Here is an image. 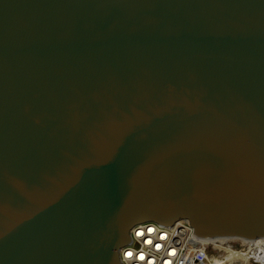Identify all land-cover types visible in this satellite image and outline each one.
Here are the masks:
<instances>
[{"label":"water","instance_id":"1","mask_svg":"<svg viewBox=\"0 0 264 264\" xmlns=\"http://www.w3.org/2000/svg\"><path fill=\"white\" fill-rule=\"evenodd\" d=\"M181 219L264 237V0H0V264Z\"/></svg>","mask_w":264,"mask_h":264},{"label":"built area","instance_id":"2","mask_svg":"<svg viewBox=\"0 0 264 264\" xmlns=\"http://www.w3.org/2000/svg\"><path fill=\"white\" fill-rule=\"evenodd\" d=\"M230 243L235 240H229ZM228 244L207 241L194 235L188 220L169 226L143 222L131 230V242L120 251L122 264H212L213 252Z\"/></svg>","mask_w":264,"mask_h":264},{"label":"bare ground","instance_id":"3","mask_svg":"<svg viewBox=\"0 0 264 264\" xmlns=\"http://www.w3.org/2000/svg\"><path fill=\"white\" fill-rule=\"evenodd\" d=\"M207 241H217V240H209L207 239ZM220 242L224 243H228L227 247H223V250L226 252L224 253L223 256H213L211 257V263L212 264H245V262L249 259L248 257V253L247 250L244 248V246H242L240 249H238L239 253L236 252L235 249L232 248V246H230V241L229 239H225V238H221L219 240ZM237 241V240H235ZM241 242H243L244 244L245 243H248L250 244V248H249V251L253 250V252L256 254V259L260 260L261 257H260V254H257L258 251L261 250L262 254L264 253V237L262 238H258L256 240H239ZM242 243V244H243ZM228 250V251H226ZM245 253V254H244ZM238 255V256H237ZM253 257V258H255ZM215 258V259H214ZM263 258V257H262Z\"/></svg>","mask_w":264,"mask_h":264},{"label":"rangeland","instance_id":"4","mask_svg":"<svg viewBox=\"0 0 264 264\" xmlns=\"http://www.w3.org/2000/svg\"><path fill=\"white\" fill-rule=\"evenodd\" d=\"M243 242H241V241H239V240H237V241H233V242H231V243H229L230 244V246H232V248L233 249H235L236 250V252H238L239 250L238 249H240L242 246H244V248L247 250V252L246 253H248V257H249V259L245 262V264H264V253L262 254V252H261V250L260 251H258L257 252V254H260V257H261V259L260 260H258V259H256V254L253 252V250H251V251H249V248H250V244H248V243H243ZM227 245L228 244H224L223 245V247H227ZM226 251H228V250H226ZM229 252V251H228ZM215 255H220V254H224V253H226L223 249L222 250H217L216 252H213ZM239 253V252H238ZM240 254V253H239ZM245 254V253H244ZM238 256V255H237ZM253 257H255V258H253ZM263 257V258H262ZM212 259V258H211ZM215 259V258H214ZM235 264V263H234Z\"/></svg>","mask_w":264,"mask_h":264}]
</instances>
